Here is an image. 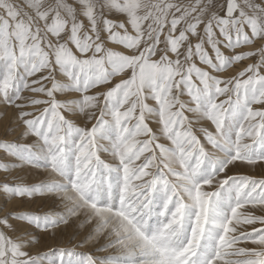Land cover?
<instances>
[{
	"label": "snow or ice",
	"instance_id": "6c2138e0",
	"mask_svg": "<svg viewBox=\"0 0 264 264\" xmlns=\"http://www.w3.org/2000/svg\"><path fill=\"white\" fill-rule=\"evenodd\" d=\"M0 122V264H264V0H0Z\"/></svg>",
	"mask_w": 264,
	"mask_h": 264
},
{
	"label": "rangeland",
	"instance_id": "374dc122",
	"mask_svg": "<svg viewBox=\"0 0 264 264\" xmlns=\"http://www.w3.org/2000/svg\"><path fill=\"white\" fill-rule=\"evenodd\" d=\"M15 2L20 5L23 6V0H15ZM2 123V122H0ZM3 154H0V157H2ZM15 172L12 173V176H15ZM5 176H7L6 173L0 172V180H3L5 178ZM12 176H8V179H12Z\"/></svg>",
	"mask_w": 264,
	"mask_h": 264
}]
</instances>
